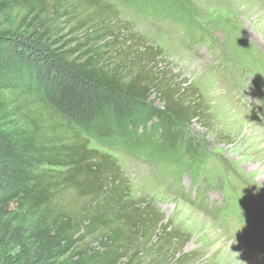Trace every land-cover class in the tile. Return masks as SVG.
<instances>
[{
	"label": "trees",
	"instance_id": "1",
	"mask_svg": "<svg viewBox=\"0 0 264 264\" xmlns=\"http://www.w3.org/2000/svg\"><path fill=\"white\" fill-rule=\"evenodd\" d=\"M119 16L104 0H0V252L24 248L21 264H193L187 237L133 202L80 132L151 157L174 125L204 121L196 91Z\"/></svg>",
	"mask_w": 264,
	"mask_h": 264
},
{
	"label": "rangeland",
	"instance_id": "2",
	"mask_svg": "<svg viewBox=\"0 0 264 264\" xmlns=\"http://www.w3.org/2000/svg\"><path fill=\"white\" fill-rule=\"evenodd\" d=\"M104 1L196 91L205 116L174 125L151 157L119 136L82 137L118 163L133 202L187 237L181 252L193 264H264V0ZM8 27L1 17L0 31ZM151 105L163 109L155 96ZM24 255L0 252V264Z\"/></svg>",
	"mask_w": 264,
	"mask_h": 264
}]
</instances>
